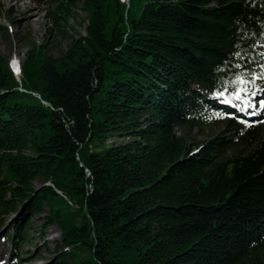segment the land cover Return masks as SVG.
Listing matches in <instances>:
<instances>
[{
    "label": "trees",
    "instance_id": "trees-1",
    "mask_svg": "<svg viewBox=\"0 0 264 264\" xmlns=\"http://www.w3.org/2000/svg\"><path fill=\"white\" fill-rule=\"evenodd\" d=\"M38 1L57 37L79 6L88 24L57 57L33 42L19 74L0 54L8 264L41 257L21 253L35 216L39 239L58 228L51 264H264V114L214 97L264 90V0ZM203 125L223 128L179 133Z\"/></svg>",
    "mask_w": 264,
    "mask_h": 264
},
{
    "label": "rangeland",
    "instance_id": "rangeland-1",
    "mask_svg": "<svg viewBox=\"0 0 264 264\" xmlns=\"http://www.w3.org/2000/svg\"><path fill=\"white\" fill-rule=\"evenodd\" d=\"M125 1L127 2V0ZM139 12L136 8L135 15L139 16ZM86 18V14L81 7L76 8L68 22L67 37L62 39L57 37V34L50 33V22L46 17V4H42L38 0H0V25L4 28L3 31L7 35V39H5L0 33V54L7 58L11 65L16 64L18 69L33 47V42L44 44V50L49 55L60 56L69 49L78 36L86 34L88 24ZM263 92L264 90L260 86H255L252 91L250 89H240L235 93H214V97L235 108L240 113L244 111L250 117H253L256 115V111L264 114V103H262L264 99L259 100L256 95L258 93L264 96ZM260 121L264 124V118ZM222 128L223 125H203L191 129H180L179 133L185 136L191 144L198 146L212 135L221 131ZM127 140V138L112 135L108 139V144L122 143ZM34 185L38 187L41 182L35 181ZM20 214V210H11L0 218L2 224L0 230L1 264H8L11 258L14 247L11 239L5 236L14 232V227ZM40 228V219L36 216L33 217L27 230L29 231V239L23 244L21 253L24 255V260H27L35 253L40 254L41 257L25 262V264H51L55 260L58 246H62L56 225H51L45 230L44 239L38 238V230ZM36 244H39L40 248H36Z\"/></svg>",
    "mask_w": 264,
    "mask_h": 264
},
{
    "label": "snow or ice",
    "instance_id": "snow-or-ice-1",
    "mask_svg": "<svg viewBox=\"0 0 264 264\" xmlns=\"http://www.w3.org/2000/svg\"><path fill=\"white\" fill-rule=\"evenodd\" d=\"M236 55H237V56H239V55H240V53H239V52H237V53H236ZM241 82L243 83V81H241ZM253 95H255V93H253ZM262 103H264V101H262Z\"/></svg>",
    "mask_w": 264,
    "mask_h": 264
},
{
    "label": "water",
    "instance_id": "water-1",
    "mask_svg": "<svg viewBox=\"0 0 264 264\" xmlns=\"http://www.w3.org/2000/svg\"><path fill=\"white\" fill-rule=\"evenodd\" d=\"M129 1V0H128ZM58 193H61L60 191H58Z\"/></svg>",
    "mask_w": 264,
    "mask_h": 264
},
{
    "label": "bare ground",
    "instance_id": "bare-ground-1",
    "mask_svg": "<svg viewBox=\"0 0 264 264\" xmlns=\"http://www.w3.org/2000/svg\"><path fill=\"white\" fill-rule=\"evenodd\" d=\"M20 1V0H19Z\"/></svg>",
    "mask_w": 264,
    "mask_h": 264
}]
</instances>
